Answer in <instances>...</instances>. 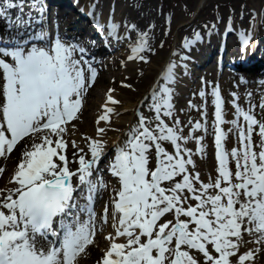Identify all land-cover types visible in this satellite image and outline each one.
<instances>
[{
  "label": "snow or ice",
  "instance_id": "snow-or-ice-1",
  "mask_svg": "<svg viewBox=\"0 0 264 264\" xmlns=\"http://www.w3.org/2000/svg\"><path fill=\"white\" fill-rule=\"evenodd\" d=\"M99 9V0L78 8L106 47L129 45L125 68L150 65L171 35V18L157 36L152 18L143 26L117 21L113 8L102 23ZM47 11L45 0H0V264H264V79L258 103L245 93L246 109L231 93L227 119L219 84L201 78L193 97L202 103L187 104L200 119L182 121L173 97L178 74L187 75L186 53L203 40L193 30L183 38L185 54H170L109 154L108 133L120 131L117 88L135 91L131 76L112 80L94 101L104 61L91 42L59 35L58 23L53 34ZM260 15L251 13L239 33L241 56L264 25ZM219 25L231 32L232 17L201 28L211 36ZM247 84L241 77L237 88ZM90 109L93 131L82 132ZM209 135L212 166L202 173Z\"/></svg>",
  "mask_w": 264,
  "mask_h": 264
},
{
  "label": "rangeland",
  "instance_id": "rangeland-1",
  "mask_svg": "<svg viewBox=\"0 0 264 264\" xmlns=\"http://www.w3.org/2000/svg\"><path fill=\"white\" fill-rule=\"evenodd\" d=\"M124 0H120L119 7L124 6L123 4ZM126 1V0H125ZM200 0H151V9L149 10V18H156L158 14L161 16V22L160 25H165L166 26V19L171 18L172 23H171V35L168 36L165 40V47L159 51V55L156 57H160L162 55V59L160 62H155L154 65L155 67L152 69V75L150 77H145L147 75V65L142 66L144 69L145 75L143 77H138L137 71L135 68L133 70H129V72L133 75H137V77L133 80H129V83H132L135 90L137 92L131 91V90H125V89H120L117 88V91L120 93L118 98L123 101L124 104H132L135 103V101L145 92V90L148 88L149 84L152 83L154 79L158 77V75L161 73V66L165 63V61L169 58L170 52L169 48L171 46H177L176 44V37H178L181 41L183 40L184 37L187 35H192L193 30L200 31L201 25L205 23L206 20H209L212 18V13L214 14L215 11L218 12H223L226 16H223V18L227 19L229 16L232 17L233 20V15H227L228 10L235 8L234 11H237V7L239 5L246 4L248 6L247 11H250L249 7L253 6L254 3H258L261 5L260 11L264 10V0H206L204 3V7H201L199 10L196 18L192 17V14L195 13V9L197 5L199 4ZM230 6V8H229ZM257 7V8H258ZM122 12V9H120ZM194 12V13H193ZM144 14V12H141ZM222 17V16H220ZM144 22V21H143ZM143 24V23H142ZM247 28V25L245 26V29ZM156 31H159L157 36L160 35V28H156ZM211 65V64H210ZM209 65V66H210ZM111 72H119V69H113ZM202 72V71H201ZM107 78L110 77V73L106 72ZM220 75L219 72L216 73L214 70L211 69V67L207 68L206 71L201 73V75L196 79V81L193 83L191 88L189 89L187 100L186 101H178L175 104V107L177 110L183 109V112L178 111V115L180 116V119L184 121L185 123L187 120L190 118L193 121L199 120L200 116L199 114L194 110V109H188L187 104L189 100H193V102L197 105L201 104L202 101L199 99L198 96L195 98L193 97V93L198 92V90L201 87V78H204L206 81H211L213 84H218V82L222 79L224 76ZM118 82L121 80L117 79ZM105 85H109L108 81L105 82H98V87L100 86V92L98 96L93 95V100L99 101V99L102 97L103 92L105 90ZM258 87L255 88V93H257L259 96L257 98H254L252 100V103H258L259 98H260V89H259V83L257 84ZM219 86L222 88L224 87L222 83H219ZM210 91V89H209ZM222 97L224 98V95L221 93ZM211 97H208V104H207V109H208V116H209V123H211V120L213 119V112L214 108L211 103ZM240 104L242 107L245 109L247 108V102L245 99H241ZM225 112H226V118L227 119H232V109H231V104L230 101L227 102L225 106ZM257 112H259V109H257ZM131 114V112H129ZM132 117V115H131ZM259 118V116H258ZM212 137L209 135L206 138V143L208 145V157H207V162H200V169L202 173H207L208 170L212 166V153H213V146H212ZM234 145V140L229 142L228 147L231 148ZM191 147V145H189ZM107 162V159L102 161L101 168L104 167L105 163Z\"/></svg>",
  "mask_w": 264,
  "mask_h": 264
},
{
  "label": "bare ground",
  "instance_id": "bare-ground-1",
  "mask_svg": "<svg viewBox=\"0 0 264 264\" xmlns=\"http://www.w3.org/2000/svg\"><path fill=\"white\" fill-rule=\"evenodd\" d=\"M88 1L90 2V0H88ZM201 1H203V0H201ZM83 4H85L87 6V3L85 2V0H83ZM134 4H137V5L140 4V6L143 5V8L146 9V12H149L150 6H151V0H134V3H132V5L127 4V6H129V8H125L123 10V12L120 13V16L116 17V20L119 21L120 18L123 17L125 20H127V19L138 20V22L142 24L145 17H143L141 14H139V18H137V11L133 10ZM57 6H58V8L61 9V13L65 10H70V14H71V21L69 22L64 17H62L57 11H55L56 19L54 20L53 24H54V26L56 25V23L59 24V32L65 36H70L73 38H76L75 36L78 34H81L82 35L81 37H86L85 39H81V40L91 42L93 44V48L95 49L94 54L96 55V58L102 59L103 57L99 54L98 51L101 48H106V46L104 45V42L97 43L96 45H94V43L92 42V41L97 40V39L99 40L101 32L97 30V28L95 27V25L93 24L91 19L87 17L86 12H81L82 17H83V19H81L77 15V13L74 11L75 8H79L78 0H59L57 3ZM86 6H84V7H86ZM140 6H139V8H140ZM135 8H136V5H135ZM108 14H109V8L106 5L105 11H104V13H102V19L106 18L108 16ZM147 15L149 16V13H147ZM0 31L5 32L4 29H0ZM208 37L209 36L204 33L202 42L207 41ZM102 39H104V38H102ZM263 39H264V37L261 36L259 39V42H261ZM257 48L259 49L258 51L262 54V57H264V41ZM158 59H159V57H154L151 64L147 66V71H146L147 75L145 77H149L151 75V73H152L151 71L155 67L154 63L157 62ZM123 61L124 60H122V61L115 60V61H111V62L105 61L104 64H105L106 68H105L104 72L115 69L118 66L121 67V72H120V74H118L116 72H114V73L110 72L111 76L109 78H107V75H105L104 72H100L101 74H100V77L98 78V81H100V82L108 81L109 85L112 86L111 81L113 80V77H115V76H117L118 78L120 77L121 79H124V75H130L131 80L135 79L136 76L133 74H130L128 72L129 69L133 68L135 63L129 62L127 68H125L123 66ZM141 67H142V65H137L135 67L137 73L139 71V68H141ZM244 68H245V70H242V71H244V72L248 71L250 73V75H252V74L256 73L258 70H262L263 65H260L259 67L254 66V65H245ZM188 79H189V77H188ZM188 79L186 80L185 87H187V85H188ZM109 85H105V86L108 87ZM99 92H100V86L99 87L97 86V90H96V92L93 93V95L98 96ZM132 106H134V104L123 105L122 107L119 108L120 115L118 117L117 116L113 117L114 127L121 129L123 127L125 121H129V116L127 115V111H128L127 109L129 107H131V109L134 108ZM95 118L96 117L94 115V111L92 109H90L85 114V117H84L85 123L81 126V131L91 133L93 131V123H94ZM117 133L118 132H109L108 133V139H109L110 143H112L113 141H115L118 138H121V135L117 138Z\"/></svg>",
  "mask_w": 264,
  "mask_h": 264
}]
</instances>
